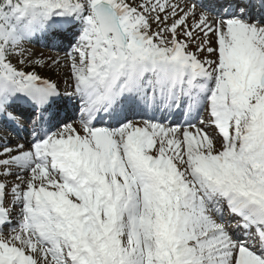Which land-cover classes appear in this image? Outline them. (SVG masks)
Returning a JSON list of instances; mask_svg holds the SVG:
<instances>
[{"label": "snow or ice", "instance_id": "snow-or-ice-1", "mask_svg": "<svg viewBox=\"0 0 264 264\" xmlns=\"http://www.w3.org/2000/svg\"><path fill=\"white\" fill-rule=\"evenodd\" d=\"M0 264H264V0H0Z\"/></svg>", "mask_w": 264, "mask_h": 264}, {"label": "rangeland", "instance_id": "rangeland-1", "mask_svg": "<svg viewBox=\"0 0 264 264\" xmlns=\"http://www.w3.org/2000/svg\"><path fill=\"white\" fill-rule=\"evenodd\" d=\"M34 47H35V49H36L38 52H42V53H44L45 56H47V55H55V54H53V53H47V52L42 51V49H40V47H39V44H35ZM54 50H55V49H54ZM55 51H57V50H55ZM61 88L63 89V84H62V83H61Z\"/></svg>", "mask_w": 264, "mask_h": 264}, {"label": "bare ground", "instance_id": "bare-ground-1", "mask_svg": "<svg viewBox=\"0 0 264 264\" xmlns=\"http://www.w3.org/2000/svg\"><path fill=\"white\" fill-rule=\"evenodd\" d=\"M28 134V133H27ZM29 135V134H28ZM28 135H27V137H28ZM21 138V137H20ZM14 140H16V139H14Z\"/></svg>", "mask_w": 264, "mask_h": 264}]
</instances>
